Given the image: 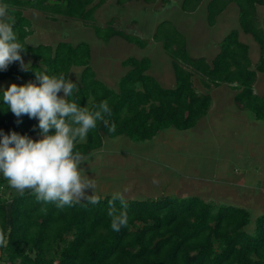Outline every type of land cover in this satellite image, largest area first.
Masks as SVG:
<instances>
[{
  "label": "trees",
  "instance_id": "16d2710c",
  "mask_svg": "<svg viewBox=\"0 0 264 264\" xmlns=\"http://www.w3.org/2000/svg\"><path fill=\"white\" fill-rule=\"evenodd\" d=\"M106 0H4L14 30L22 42L31 34L30 21L23 15L32 8L48 15L76 19L91 26L98 39L108 42L118 36L144 48L147 40L127 28L111 23L94 25V11ZM130 0H116L124 4ZM146 3L154 0H143ZM201 0H184L182 9H196ZM239 7V25L259 47L254 68L248 46L230 31L219 44V53L210 61L192 58L183 35L167 21L161 22L153 40L161 43L170 59L175 85L163 87L147 73L150 59L127 57V68L116 88L98 79L90 66L89 44L59 42L54 46L26 44L23 57L33 59L34 71L48 74L67 73L80 67L78 103L92 108L107 99L111 114L107 123L97 121L86 138L76 143L74 151L83 156L99 149L105 137H127L134 142L151 140L167 128L187 130L207 113L211 96L197 91L192 77L197 74L205 89L226 84L234 91L233 102L239 110H248L256 120H264V93L254 91L257 73L264 72V31L256 19V5L264 0H213L208 6L207 21L229 2ZM26 43V42H25ZM34 71H24L13 61L0 70V80L34 79ZM21 84V83H20ZM17 117L4 106L0 109V128L37 137L36 118ZM115 122V132L109 125ZM2 180H0V186ZM126 205V207H125ZM127 213V224L114 230L113 219ZM249 212L238 206L206 203L199 197L163 195L152 199L124 200L104 196L96 203L89 200L57 207L55 202L37 200L27 190L14 196L0 197V264H264V213L255 218L252 231Z\"/></svg>",
  "mask_w": 264,
  "mask_h": 264
},
{
  "label": "rangeland",
  "instance_id": "374dc122",
  "mask_svg": "<svg viewBox=\"0 0 264 264\" xmlns=\"http://www.w3.org/2000/svg\"><path fill=\"white\" fill-rule=\"evenodd\" d=\"M107 6L101 8L94 17V25L104 27L106 21L111 17H118L123 21L127 15L128 10L120 11L118 6ZM32 11L35 13L25 11L23 14L30 17L33 28L39 31L36 34L38 40L40 38L43 40L54 39L60 36L62 37L59 39H62L64 36L66 37L64 39H67L66 42L72 45L79 42L89 44L92 51L91 68L95 71L96 77L108 86L116 88L118 79L126 72L127 68L121 64L123 58L143 56L150 59L149 73L161 86L173 87L175 85L170 60L163 51L161 43L152 41L147 47L141 48L127 43L119 37H114L105 43L95 36L92 27L87 24L86 26L82 25L84 22L80 23L69 18L67 19L68 24L66 18L60 20L57 18L58 21L50 22L46 21L45 13L41 14L34 9ZM167 11L174 14L176 12L175 5H172ZM134 13L136 12L131 11L129 15ZM178 14L180 13L178 12ZM137 15H141V11L137 12ZM46 16L48 17L47 14ZM65 22L66 25H64ZM120 28L125 29L122 26ZM129 31L135 33L133 30ZM141 34L143 38H148L149 31L142 30ZM33 40L29 39L28 43L40 42ZM56 40L51 43L54 44ZM249 43L250 57L254 62H257L259 58L258 45L251 41ZM24 60L28 61L26 58ZM78 68L74 67L71 70L69 78L79 86ZM155 71H158L161 76L171 75L172 79L168 78L167 82H163L157 75L155 76ZM259 76H261L259 81L262 83L264 73H259ZM192 83L197 91L210 94L213 110L212 116L210 114L209 117L212 121L208 120V117L206 118L208 121L200 119L193 128L184 131L168 128L161 131L162 133L157 137L142 142H134L124 136L105 137L102 147L84 156L86 159L82 163L86 174L95 180L92 194L98 198L108 195L124 200H144L176 193L172 196L199 197L206 203L238 206L232 200L234 193L232 194L231 190L234 189L239 195L255 192L256 195L251 198V203L249 202L248 205L244 203L246 206H243L249 212L251 220L246 230L252 231L255 218L264 213V204L259 203L258 206L256 201V196L262 193L261 189L256 186L261 187L264 180V120H256L248 110L239 111L233 102V91L227 89L226 85L205 89L197 74L193 75ZM254 91L261 94L264 92V88L257 83L254 86ZM234 115L235 117H233ZM187 137L189 140L186 144L184 140ZM198 141L199 145L196 143ZM183 143H185L184 146L201 145L203 148V151L200 150L193 154V159L189 158L191 153L184 154L185 158L183 159L187 161L186 168L185 166L180 167V162L176 158L171 160L167 157L177 155L173 151ZM197 165L199 169H197ZM175 171L181 175H178L177 184H173L169 180L175 176L169 175V173L174 174ZM213 171L219 172L220 175L224 174V176H240L243 182H240L238 186L231 187L229 193L232 195L229 196L228 189L216 191L218 186L215 189L201 187L202 183L199 178L202 177L209 178L210 182L213 179L214 182H219V177L213 174ZM254 177H258L260 181L255 185H253ZM219 185H223V183ZM251 185L256 188L254 191L250 189ZM27 190L30 189H25L24 192ZM86 191L91 193V189H86ZM160 192L165 194L156 195ZM17 194L19 192L7 183L6 188L3 183L0 186V197L8 199Z\"/></svg>",
  "mask_w": 264,
  "mask_h": 264
},
{
  "label": "clouds",
  "instance_id": "9594fccd",
  "mask_svg": "<svg viewBox=\"0 0 264 264\" xmlns=\"http://www.w3.org/2000/svg\"><path fill=\"white\" fill-rule=\"evenodd\" d=\"M8 17V5L0 0V70L17 61L22 70L34 71L31 62L22 56L27 43L18 39L15 21ZM34 74L33 80L21 84L0 85V109H10L17 123L22 114L35 117L37 124L33 127L38 128L35 139L27 133L0 128V176L19 193L30 189L37 200L55 202L57 207L81 200L96 203L98 197L92 194L95 180L82 166L86 158L74 149L97 121L107 123L111 107L107 99L92 108L78 103V85L67 73ZM108 130L115 132V122ZM86 189H91V193ZM126 224L127 213L122 212L113 219L111 227L118 231ZM4 243L0 235V244Z\"/></svg>",
  "mask_w": 264,
  "mask_h": 264
},
{
  "label": "crops",
  "instance_id": "0c3cea01",
  "mask_svg": "<svg viewBox=\"0 0 264 264\" xmlns=\"http://www.w3.org/2000/svg\"><path fill=\"white\" fill-rule=\"evenodd\" d=\"M212 1L213 0H201L199 5L196 7V9H193L191 11H186V10L182 9V4L184 3V0H154L153 2H150V3H146L143 0H130L124 4H118L116 2V0H106L103 4L99 5L95 9L94 17L97 15V13L100 11L101 8H103L107 5L108 6H111V5L112 6H114V5L118 6L119 7L118 10H120V11L128 10L127 15L123 18V21L120 20L118 17H111L110 19H108L106 21L105 26L108 23H111L116 28H120V26H122L124 28H127L128 30H133L141 38H143L141 36L142 30H148L149 31L148 38H143V39L147 40V45L145 47H147L149 43L154 41L153 40V34H154L156 28L158 27V25L163 21L170 22L183 35L184 40H185L186 50H187L188 54L192 58H204L208 62H210L219 53L220 42L226 37V35L230 31L235 30V31H237V34H238V40L248 46V53H249V44H250L249 42L251 41L254 44L256 42L254 41L253 37L250 34L243 32L240 25H239V7H238V5L233 1L229 2L224 7V9L221 10L215 16L214 24L210 25L207 21V14H208V6H209L210 2H212ZM172 5H175V7H176V12L174 14H171L167 11V9H169ZM24 10L30 11L32 14L35 13V11H32L33 10L32 8H26ZM25 11H23V13ZM36 11H38V10H36ZM131 11L136 12V13H134L133 15H129V12H131ZM139 11H141V15L138 16L137 12H139ZM38 12H41V11H38ZM178 12L180 14H178ZM42 13L43 12H41V14ZM38 14H36V15H38ZM23 15L30 21V17L28 18L27 14L26 15L23 14ZM156 15H157V17H156ZM255 16H256V19H257L259 26L264 31V4L256 5ZM57 18H58V20L65 19V17L60 18V16ZM45 19H46V21H50V22L58 21L57 19L56 20L50 19L49 17L46 16V14H45ZM67 19L68 18H66L65 20L68 24L69 22ZM72 20H76V19H72ZM76 21H79L80 23H82V21H80V20H76ZM66 22L64 25H66ZM93 22H94V19H93ZM30 24H31V27H30L31 34L25 38V42L30 46H38L40 44L54 46L59 42H66V40H67V39H64V38H66L64 36L62 39H59L62 37V36H60V37H57L54 39H48L47 38V39L43 40L40 38V40H38L36 38V34L39 31H37L36 28H33L31 21H30ZM82 25L86 26V24H84V23H82ZM114 37H118V36H114ZM114 37H112V38H114ZM112 38H110V40ZM29 39L30 40L34 39V40L40 41V42L31 44V43H28ZM55 39H57L55 41V43L54 44L51 43V41H53ZM108 42H105V43H108ZM130 44H132V43H130ZM90 49H91V47H90ZM91 57H92V51H91ZM143 57H145V56H143ZM25 58L28 59V61H30L31 63L34 62L30 56L23 57V59H25ZM139 58H142V57H139ZM249 58H250V61L252 64V68H254L255 65L257 64L258 60H257V62H254L251 59L250 54H249ZM124 59H126V58H123V60ZM123 60H121V62ZM90 61H91V59H90ZM16 64L18 65V67H20V65L18 64L17 61H16ZM170 65H171V63H170ZM74 67H76V66H73L70 69L69 75L71 73V70ZM78 69H79L78 73L80 76V72H81L82 68L79 67ZM155 72H156L155 76L157 75V77H159L160 80H162L163 82H167L168 78L172 79L171 75H168V77H167V75L161 76L160 73H158V71H155ZM147 73L150 75L149 69H148ZM259 73L260 72L257 73V79H256V82L254 83V86H255V84L258 83L259 86L264 88V80L262 83H260L259 80H260L261 76H259ZM262 73H264V72H262ZM28 80H30V79H28V78L27 79H12V78L6 77V78L0 80V85L7 87L9 82H15L17 84H20V83H24ZM174 81H175V79H174ZM223 85H226V84H222V85L217 86L215 88L221 87ZM225 87L227 89H230V87L228 85H226ZM231 91H233V90H231ZM263 93L264 92H262L261 94H263ZM233 94H234V91H233ZM261 94H259V95H261ZM232 97H233V95H232ZM211 107H212V102H211V105H210L207 113L201 118L202 119L201 121L205 120L207 117H208V120L212 121V119L209 117V115L212 113V110H213V107L212 108ZM234 113L238 117V114L235 111H234ZM211 116H212V114H211ZM233 117H235V115ZM33 118H35V117H33ZM208 120L206 119V121H208ZM182 131H184V130H182ZM160 133H162V132L160 131L157 135H160ZM157 135H156V137H157ZM32 137L34 139L37 138L35 136H32ZM188 140H189V138L187 137V138H185L184 142L187 144ZM185 143H183V145H181L179 148H177V147L175 148L176 150L173 152L177 153V155L175 154V156L170 155L167 157H168V159H171V160H172V158L173 159L176 158V160L177 161L179 160V162H180V167L185 166V168H186L187 166L185 164L187 163V161H185L183 159V158H185L184 154L185 153H191L189 158L193 159V154L195 152H200V150L203 151V148L201 147V145L200 146H196V145L195 146H193V145L184 146ZM196 143L198 145L200 144L199 141ZM203 146H205V145H203ZM196 167H197V169H199L198 165ZM176 170L178 171V169H176ZM177 171H175L174 174L169 173V175H175L174 177L169 178V180H171V182L173 184H177V182L179 180V177H178L179 174ZM213 174H215L219 177L218 178L219 182H217V181L214 182V179L210 182L208 180L209 178L204 179L202 177V178H199L200 183H202L201 187H204V188L207 187L208 189H215V187L218 186L219 188L216 189V191H221V189H228L227 190L228 196L232 195L234 193L232 200H234V202H236L239 207L243 208V206L245 205L244 203H246L247 205L249 202L251 203V198L256 195L255 192H251L248 194L244 193L245 195L244 194L239 195L237 192L234 191V189L231 190L232 194H230L229 193L230 188L235 186V185L238 186L240 184V182H243L242 178L240 176L231 177V176H224V174L220 175L219 172H217V171L216 172L213 171ZM165 175H166V173H165ZM179 176H181V175H179ZM254 179L255 180L253 181V185H255L256 182L257 183L260 182L258 180V177H254ZM0 180H2V183L4 184V187L6 188V183H7L6 179H4L2 176H0ZM221 183H223V185H219ZM253 185H251L250 189H252L254 191L256 188L253 187ZM212 186H214V188H212ZM256 187L260 188L262 191V193H260L258 196H256V199H257L256 201H257V204L259 206L260 204H264V180H263V184L261 187L260 186H256ZM161 194H165V193L160 192V193H157L156 195H161ZM172 194H176V193H169L168 195H172ZM156 195H152V196H156ZM178 197L182 198L185 196H178Z\"/></svg>",
  "mask_w": 264,
  "mask_h": 264
}]
</instances>
